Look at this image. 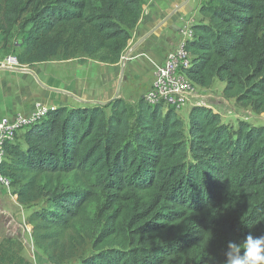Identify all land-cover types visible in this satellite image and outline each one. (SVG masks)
Returning <instances> with one entry per match:
<instances>
[{"label":"trees","instance_id":"16d2710c","mask_svg":"<svg viewBox=\"0 0 264 264\" xmlns=\"http://www.w3.org/2000/svg\"><path fill=\"white\" fill-rule=\"evenodd\" d=\"M144 0H0V44L14 40L22 66L89 60L117 65ZM186 49L196 86L264 114V0H204ZM52 107L6 145L0 175L32 212L36 245L59 264L70 228L93 229L92 253L75 264H223L230 241L264 235V127L237 130L196 105ZM104 207L97 215L93 203ZM61 259V256L59 257ZM40 260V259H39ZM0 264H32L14 241Z\"/></svg>","mask_w":264,"mask_h":264},{"label":"rangeland","instance_id":"374dc122","mask_svg":"<svg viewBox=\"0 0 264 264\" xmlns=\"http://www.w3.org/2000/svg\"><path fill=\"white\" fill-rule=\"evenodd\" d=\"M182 1L183 9L178 18L194 20L195 23L200 21L202 17L199 7L204 0ZM19 43V40H14L6 48L0 44V69L9 70L1 68V63L7 57L16 56ZM77 63H64L54 59L33 66L21 65L20 69L26 70L25 73L0 71V88L3 86L1 89H5V100H0V107L3 108L6 103L8 112L9 108L20 109L24 105L21 116H27L30 107L35 103L43 104L49 109L64 107L62 104L69 106V103L76 102L79 97L98 102L122 99L130 104L140 98L128 94V85L122 81L114 66L96 61L84 66ZM94 83H97L95 91L92 89ZM225 86V82L217 80L210 89L196 87V93L201 97L198 103L218 113L222 122L234 130H237L242 122L252 127H264V114H256L250 106L238 105L235 99L226 97ZM196 105L194 102L188 103L177 112V117L187 123L188 113ZM26 131L27 129H24L19 132L20 143L23 142ZM41 203L44 202L32 206L19 204L17 196L13 194V188L0 182V243L3 239L14 241L20 248V254L32 264H54L48 260L49 255L36 245L32 236L33 228L27 224L28 216L44 206ZM103 207V204L93 203V210L97 211V215ZM96 237L93 229L87 230L86 227L78 225L76 228H70L56 247L59 264H75L79 258L91 254Z\"/></svg>","mask_w":264,"mask_h":264},{"label":"crops","instance_id":"0c3cea01","mask_svg":"<svg viewBox=\"0 0 264 264\" xmlns=\"http://www.w3.org/2000/svg\"><path fill=\"white\" fill-rule=\"evenodd\" d=\"M182 2V0H144L142 18L136 29L132 32L130 44L120 63L112 65L119 72L120 78L125 85H128L126 87L128 94H132L137 98L143 97L152 87L155 79V66L161 64L168 54L174 51L180 43L181 37L178 31L180 18L178 17L183 9ZM71 61L74 63L77 60ZM62 62L66 63L69 61ZM77 62L78 65L84 66L92 62V60H89L85 64ZM0 71L14 72L10 69H0ZM15 73L25 72L17 71ZM92 86V89L95 91L97 83H94ZM0 92V100L4 101L3 95H5V89H1ZM108 102L110 101L98 102L79 97L76 102L69 103V106L65 104H62V106L98 105ZM4 104L3 108L0 107V119L23 114L21 109L25 107L24 105L20 109L9 108L10 110L6 112L8 106H6V103ZM36 104L38 103L32 104L29 114L32 113Z\"/></svg>","mask_w":264,"mask_h":264},{"label":"built area","instance_id":"2783aa9c","mask_svg":"<svg viewBox=\"0 0 264 264\" xmlns=\"http://www.w3.org/2000/svg\"><path fill=\"white\" fill-rule=\"evenodd\" d=\"M194 20L179 19L180 43L168 54L165 60L155 66V79L150 90L143 96L151 105L170 106L180 111L188 103L200 105V96L196 93V86L186 76V70L191 66V56L186 49L189 39L193 38L192 27ZM1 68L21 70L16 57H7ZM197 102V103H196ZM48 109L43 104H36L32 113L27 116L21 114L14 117L0 119V165L6 160V145L14 142L19 132L31 126L37 119L43 117ZM0 182L10 186L8 180L0 175Z\"/></svg>","mask_w":264,"mask_h":264},{"label":"clouds","instance_id":"9594fccd","mask_svg":"<svg viewBox=\"0 0 264 264\" xmlns=\"http://www.w3.org/2000/svg\"><path fill=\"white\" fill-rule=\"evenodd\" d=\"M223 264H264V235L251 232L239 243L230 241Z\"/></svg>","mask_w":264,"mask_h":264},{"label":"water","instance_id":"95a60500","mask_svg":"<svg viewBox=\"0 0 264 264\" xmlns=\"http://www.w3.org/2000/svg\"><path fill=\"white\" fill-rule=\"evenodd\" d=\"M13 71H16V70H13ZM20 71H22V70H18V72H20ZM24 71H26V70H23L22 72H24ZM107 104V103H106ZM102 105H105V104H102Z\"/></svg>","mask_w":264,"mask_h":264}]
</instances>
